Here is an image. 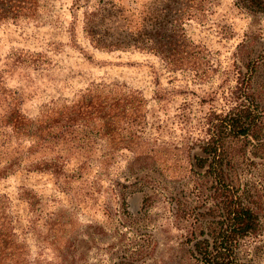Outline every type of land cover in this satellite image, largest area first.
Returning a JSON list of instances; mask_svg holds the SVG:
<instances>
[{"label":"rangeland","instance_id":"rangeland-1","mask_svg":"<svg viewBox=\"0 0 264 264\" xmlns=\"http://www.w3.org/2000/svg\"><path fill=\"white\" fill-rule=\"evenodd\" d=\"M70 3L54 0L36 21L19 17L0 25V79L29 116L89 82L137 89L146 99L144 136L152 151L133 161L122 149L106 175L92 166L68 192L49 173L20 169L0 179L14 230L29 248L23 264H193L191 244L215 214L210 180L193 166L209 136L206 118L226 112L243 87L264 122V11L210 0L204 18L187 19L185 32L203 61L199 75L170 70L149 52L95 49L81 31L82 9L71 12ZM243 144L235 143L234 174L256 202L260 230L243 240L240 255L264 264V150L244 144L241 151ZM20 186L40 195V210L18 198Z\"/></svg>","mask_w":264,"mask_h":264},{"label":"trees","instance_id":"trees-1","mask_svg":"<svg viewBox=\"0 0 264 264\" xmlns=\"http://www.w3.org/2000/svg\"><path fill=\"white\" fill-rule=\"evenodd\" d=\"M53 1L0 0V25L19 17L36 21ZM70 1L71 12L82 9L81 31L95 49L141 50L159 57L170 70L202 73L198 45L187 36L184 23L196 15L204 18L210 0ZM237 4L264 11V0ZM234 93L226 112L206 118L209 136L193 156V166L210 180L209 196L215 203L211 226L191 244L193 264H248L240 255L242 242L260 230L256 202L240 190L232 158L237 141L264 150V122L252 93L243 87ZM20 104L17 92L0 79V179L20 169L49 173L57 188L68 192L72 180L92 166L99 176L106 175L122 149L133 161L150 158L152 148L144 136L146 99L124 83L89 82L69 99L42 103L33 116L23 113ZM72 161L73 168L66 170ZM18 198L30 211L40 210L41 197L31 188L20 186ZM6 199L0 194V264H23L29 248L14 230Z\"/></svg>","mask_w":264,"mask_h":264}]
</instances>
